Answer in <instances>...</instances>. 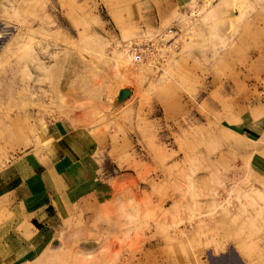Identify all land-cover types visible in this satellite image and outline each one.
Returning a JSON list of instances; mask_svg holds the SVG:
<instances>
[{
	"label": "rangeland",
	"instance_id": "rangeland-1",
	"mask_svg": "<svg viewBox=\"0 0 264 264\" xmlns=\"http://www.w3.org/2000/svg\"><path fill=\"white\" fill-rule=\"evenodd\" d=\"M181 5L0 0V169L24 152L51 158L49 208L83 195L61 190L94 169L77 158L112 173L94 226L79 207L75 237L41 264L141 263L166 217L191 247L264 264V0ZM15 193L19 204L0 193V264L7 233L43 196Z\"/></svg>",
	"mask_w": 264,
	"mask_h": 264
},
{
	"label": "crops",
	"instance_id": "crops-1",
	"mask_svg": "<svg viewBox=\"0 0 264 264\" xmlns=\"http://www.w3.org/2000/svg\"><path fill=\"white\" fill-rule=\"evenodd\" d=\"M168 1L172 3L173 7H178L186 0ZM40 156H37L35 151L24 152L0 169V193L6 192L11 193V196L15 195L12 202L17 203L18 201V204L21 202L15 193L21 188H24L26 192L41 193L38 196L43 193L41 197L43 199L37 197L39 198L37 202H31L30 208L34 206L36 211H30V214L24 217V221H21L24 224L22 230H10L4 238V249H7L8 255L1 264H41L40 261H43V258L54 250L55 245L68 244L75 237L74 218L78 214L79 207L80 210L87 209L85 222L88 231H90L89 228L94 226L96 218V211H90V209H96L106 203L105 199L101 198L103 194L100 193L110 190L111 176L109 178V175L112 173L105 167L103 169L97 166L98 160L90 154L77 158L76 163L81 165L86 159L90 164L92 163L94 169L86 167V169L80 170L79 175H82V179L77 182V185L66 187V189H63V186L61 188L64 193L76 192L75 197L83 193L80 198L88 196L89 200L86 201L84 198L81 201L78 198V202L72 196L68 197V194H65L60 197V200L57 199V205L49 208L51 194H46V190L49 189L44 185L41 175L47 174L43 167L46 168L48 163L46 160L51 158H46L43 161ZM58 162L56 163L62 166L61 172L63 173L65 171L63 168L64 156L60 157ZM42 169L45 172H42ZM50 170L54 171L52 167L48 171ZM63 175H67V172H64ZM28 179L29 182H26ZM85 201L86 203L82 205ZM171 223L169 217L159 218L154 222V242L151 244V248L145 249L146 252H151L149 255L141 256L143 259L141 263L134 264H251L234 248H206L197 244L198 241L202 242V239H196L194 247H191L190 236L192 233L188 232V236L181 238L182 240L180 237L175 238L174 233L168 230ZM188 231H191L190 228Z\"/></svg>",
	"mask_w": 264,
	"mask_h": 264
},
{
	"label": "water",
	"instance_id": "water-1",
	"mask_svg": "<svg viewBox=\"0 0 264 264\" xmlns=\"http://www.w3.org/2000/svg\"><path fill=\"white\" fill-rule=\"evenodd\" d=\"M130 94H131L130 89H128V88L121 89L118 93L117 101L122 102L123 100L127 99Z\"/></svg>",
	"mask_w": 264,
	"mask_h": 264
},
{
	"label": "built area",
	"instance_id": "built-area-1",
	"mask_svg": "<svg viewBox=\"0 0 264 264\" xmlns=\"http://www.w3.org/2000/svg\"><path fill=\"white\" fill-rule=\"evenodd\" d=\"M136 45H137V44H136ZM138 48H140V47H139V46H133V45H131V44H128V45H125V48H124L125 50H124V51H126V50H127V51H132V50L135 51V50H137ZM127 51H126V52H127Z\"/></svg>",
	"mask_w": 264,
	"mask_h": 264
}]
</instances>
